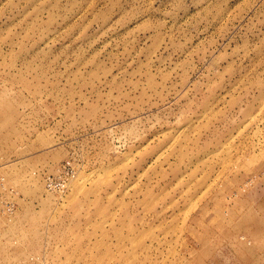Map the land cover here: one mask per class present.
I'll list each match as a JSON object with an SVG mask.
<instances>
[{
    "label": "rangeland",
    "instance_id": "rangeland-1",
    "mask_svg": "<svg viewBox=\"0 0 264 264\" xmlns=\"http://www.w3.org/2000/svg\"><path fill=\"white\" fill-rule=\"evenodd\" d=\"M0 264H264V0H0Z\"/></svg>",
    "mask_w": 264,
    "mask_h": 264
}]
</instances>
